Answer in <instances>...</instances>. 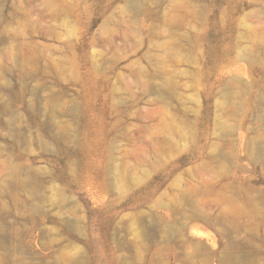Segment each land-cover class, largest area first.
<instances>
[{"label": "rangeland", "instance_id": "374dc122", "mask_svg": "<svg viewBox=\"0 0 264 264\" xmlns=\"http://www.w3.org/2000/svg\"><path fill=\"white\" fill-rule=\"evenodd\" d=\"M0 264H264V0H0Z\"/></svg>", "mask_w": 264, "mask_h": 264}]
</instances>
